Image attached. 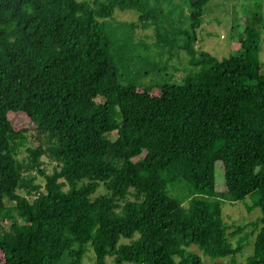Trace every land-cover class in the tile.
Masks as SVG:
<instances>
[{
  "label": "trees",
  "instance_id": "trees-1",
  "mask_svg": "<svg viewBox=\"0 0 264 264\" xmlns=\"http://www.w3.org/2000/svg\"><path fill=\"white\" fill-rule=\"evenodd\" d=\"M209 1L189 0L195 68L154 92L120 83L104 29L140 0H0V264H206L192 246L234 264L244 243L222 205L249 195L261 214L241 264H264L260 31L245 26L221 59L196 55Z\"/></svg>",
  "mask_w": 264,
  "mask_h": 264
},
{
  "label": "rangeland",
  "instance_id": "rangeland-1",
  "mask_svg": "<svg viewBox=\"0 0 264 264\" xmlns=\"http://www.w3.org/2000/svg\"><path fill=\"white\" fill-rule=\"evenodd\" d=\"M140 1L144 6L143 12L131 7L117 8L113 17L105 20L104 29L118 68L120 83L134 84L140 91L156 92L169 84L181 83L183 76L195 68L189 63V55L184 48L187 34L191 36L193 33L191 6L189 0ZM141 14H144L142 20ZM245 26L260 31L259 59L264 72V0H210L203 7L202 23L195 29L196 41H192V47L196 55L207 52L221 59L239 49V38ZM101 99L98 97L97 101ZM110 137L113 139L115 133H111ZM29 144L35 146L37 142L29 140ZM25 155L26 152L22 151L21 157ZM41 159L44 161L41 167L47 173H52L56 163L45 154ZM32 174L36 176L33 182L39 183V190H43L45 179L35 170H32ZM215 186L217 191L225 190L221 172ZM20 192L27 197L33 193L29 194L26 189ZM173 192L182 196L185 188L179 185ZM255 198L249 195L245 200L225 201L222 205L223 219L231 224L230 239H242L244 243L242 250L234 255V264L245 262L253 252L254 237L259 227L257 219L261 214L259 207L249 208ZM5 201L8 205L15 203L10 199ZM237 226L242 227L241 231L236 232ZM191 248L199 253L206 264L231 262L229 257L211 259L196 246ZM88 254L82 264H92ZM108 262L111 264L110 258ZM58 264L69 263L63 257Z\"/></svg>",
  "mask_w": 264,
  "mask_h": 264
}]
</instances>
